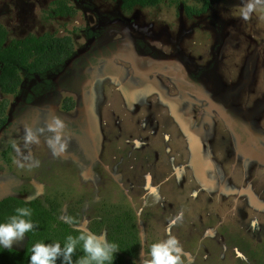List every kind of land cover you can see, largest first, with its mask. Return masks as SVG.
<instances>
[{"label": "rangeland", "instance_id": "rangeland-1", "mask_svg": "<svg viewBox=\"0 0 264 264\" xmlns=\"http://www.w3.org/2000/svg\"><path fill=\"white\" fill-rule=\"evenodd\" d=\"M54 1L0 0L8 39L70 35L82 52L85 28L98 23L90 8L120 28L97 36L91 53L102 59L21 75L16 95L0 92V199L52 202L59 219L73 215L81 231L105 237L93 225L100 207L129 210L137 264L169 236L183 264H264V20L233 15L242 0H212L200 15L184 9L201 0L126 12L117 0H61L76 11L66 18L52 15ZM54 116L67 125V151L53 157L45 136L25 149V127ZM12 140L40 167L21 168Z\"/></svg>", "mask_w": 264, "mask_h": 264}, {"label": "trees", "instance_id": "trees-1", "mask_svg": "<svg viewBox=\"0 0 264 264\" xmlns=\"http://www.w3.org/2000/svg\"><path fill=\"white\" fill-rule=\"evenodd\" d=\"M163 0H119L123 9L135 6H156ZM207 6L208 0H203ZM5 32L0 28V90L4 94L17 93L20 85L21 72L43 74L52 69L73 51L69 37L55 38L50 35L39 37L29 36L19 41L6 42ZM5 103L0 104V128L4 125ZM29 207L32 209L31 220L38 227L26 234L25 247L20 250L6 249L0 246V264H30L31 249L36 243L59 242L63 246L68 235L78 236L80 233L57 220L56 206L50 204V211L40 202L24 201L15 197L0 200V223H5L15 215L16 208ZM100 217L93 221L94 226L105 227L106 239L119 245L113 264H137L135 260L140 253L138 228L131 211L103 205L99 209ZM92 231H96L93 230ZM82 247H78L73 261L83 256ZM57 264H61L60 261Z\"/></svg>", "mask_w": 264, "mask_h": 264}, {"label": "clouds", "instance_id": "clouds-1", "mask_svg": "<svg viewBox=\"0 0 264 264\" xmlns=\"http://www.w3.org/2000/svg\"><path fill=\"white\" fill-rule=\"evenodd\" d=\"M264 20V0H242L233 15L239 16L243 21H249L253 15ZM67 125L58 116H54L45 127L33 130L25 127V134L22 137L24 148L39 144L41 136H45L48 148L53 157L63 155L69 145L70 137L66 139ZM10 146L15 150L20 159L17 161L21 168H38L41 162L31 154L25 156L16 140L10 141ZM16 214L11 216L7 222L0 223V246L12 249L16 243L23 242L26 234L34 231L38 225L31 220L32 209L29 207H18ZM64 222L75 226L78 236L68 235L61 246L55 243H36L33 245L30 264H113L115 254L119 252V245L109 242L104 235H97L93 232L81 231L80 222L74 217L64 216ZM183 220V212L178 214L171 223L176 224ZM78 247H82L83 256L73 261ZM183 247L180 241L169 236L166 240L151 244L147 255L142 257L141 264H183Z\"/></svg>", "mask_w": 264, "mask_h": 264}, {"label": "flooded vegetation", "instance_id": "flooded-vegetation-1", "mask_svg": "<svg viewBox=\"0 0 264 264\" xmlns=\"http://www.w3.org/2000/svg\"><path fill=\"white\" fill-rule=\"evenodd\" d=\"M75 1V0H74ZM104 1H109V0H104ZM118 1V4H119V8L121 9V11H123V12H126V11H131V10H133V8H135V7H141V6H135V7H133V8H131V9H123L121 6H120V2H119V0H117ZM164 1V0H163ZM162 1V2H163ZM202 1V3H203V5H202V7L199 9V10H192V9H190V8H188V7H185V9H184V11H185V13L186 14H190V15H200L201 13H203V12H205L208 8H210V6H211V3H212V0H208V4H207V6H204L205 4H204V2H203V0H201ZM78 3H79V5L80 6H84V7H89L90 8V4L89 3H85L84 2V4H83V2H81V1H78ZM161 3V2H160ZM160 3H158V4H160ZM54 4H55V6L53 7V9H52V15L53 16H55V17H62V18H66V17H73V16H75L76 15V11H75V8L74 7H72L71 5H69V4H66L64 1H61V0H55L54 1ZM157 4V5H158ZM156 5V6H157ZM147 7H155V6H147ZM21 8H25L24 6H21ZM141 8H145V7H141ZM94 13H95V15H98V23H96L94 26H91V27H89V28H85V31H86V34H87V36L89 37V39H88V44H86V45H84L83 46V48H82V52H80V51H76L75 50V45H74V41H73V38L70 36V35H66V36H62V37H58V36H56V35H52V34H47V33H44V34H42V35H40V36H43V35H50V36H53V37H55V38H63V37H69L70 39H71V41H72V44H73V51H72V54H71V56L69 57V58H67V59H65L62 63H60V64H58L57 66H55V67H53L52 69H50V70H48V71H46L45 73H43V74H40V75H38V74H34V73H26V72H21L20 74H19V76H20V85H19V87H18V90H19V88L21 87V85H22V77H21V75H23L24 77H29V76H46V75H48V74H51V73H53V72H55V71H57V70H60V73L63 71V69L69 64V63H73L75 60H77V61H80V60H84L83 62H85V64H89V62L92 60V59H102L103 58V56L101 55V54H99V50H96V55L97 56H93L92 55V53H91V49L94 47V45H95V43H96V38H97V36L101 33V32H103V31H106V30H110V29H116V28H118L119 26L117 25V20L115 19V18H110V17H100V15L102 14H100V13H98V12H96V9L95 8H90ZM47 15L49 16L50 15V13L48 14L47 13ZM0 28H2L3 30H4V32H5V39H6V42H11V41H19V40H22V39H24V38H26V37H29V36H35V37H39V36H36V35H33V34H27L25 37H23V38H21V39H11V40H9L8 39V35H9V33H8V31H7V29H6V27L4 26V25H2L1 23H0ZM120 28V27H119ZM117 30V29H116ZM73 33L75 32V31H72ZM114 50V49H113ZM110 53V52H109ZM83 55L84 54V56H81V55ZM138 77V76H137ZM52 83H54V81H52ZM18 90H17V93H18ZM0 92H1V90H0ZM2 93V92H1ZM17 93H15V94H13V95H16ZM2 94H4V93H2ZM4 95H8V94H4ZM2 103H5V102H2ZM2 103H0V104H2ZM5 108H6V104H5ZM5 111V110H4ZM4 119H5V123H4V125L0 128V131H2V129H4V128H6V126H7V124H8V122H7V117L5 116V113H4ZM1 154H4V151L1 153ZM6 197H14V196H6ZM6 197H4V198H6ZM15 198H17V197H15ZM1 199H3V198H1ZM0 199V200H1ZM18 199H20V198H18ZM21 200H23V199H21ZM24 201H26V200H24ZM28 201H37V202H40L39 200H28ZM40 204L45 208V209H47L48 211H50V204H54V203H52V202H48L46 205L45 204H43L42 202H40ZM56 207H57V205L56 204H54ZM71 217H74L76 220H77V218L75 217V216H73V215H70ZM56 217H57V220L58 221H60V222H62V223H64V224H66V225H68L70 228H73V229H75V226H73V225H69L68 223H66V222H64V220H61V219H59V217H58V207L56 208ZM78 221V220H77ZM91 231H92V229H91ZM25 244H26V237H25V239H24V241L23 242H20V247H18V248H12V249H14V250H17V251H20V250H22L24 247H25ZM1 247H3V246H1Z\"/></svg>", "mask_w": 264, "mask_h": 264}]
</instances>
